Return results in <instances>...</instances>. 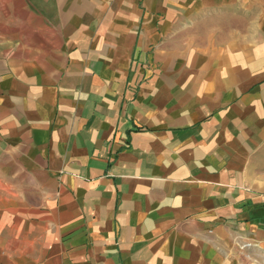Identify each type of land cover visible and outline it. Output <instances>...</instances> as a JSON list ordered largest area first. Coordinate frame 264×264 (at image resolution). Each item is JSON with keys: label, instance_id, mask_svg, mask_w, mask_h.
<instances>
[{"label": "crops", "instance_id": "crops-1", "mask_svg": "<svg viewBox=\"0 0 264 264\" xmlns=\"http://www.w3.org/2000/svg\"><path fill=\"white\" fill-rule=\"evenodd\" d=\"M0 264H264V0H0Z\"/></svg>", "mask_w": 264, "mask_h": 264}, {"label": "rangeland", "instance_id": "rangeland-1", "mask_svg": "<svg viewBox=\"0 0 264 264\" xmlns=\"http://www.w3.org/2000/svg\"><path fill=\"white\" fill-rule=\"evenodd\" d=\"M243 244V243H242ZM244 244H246V247L243 249H240V255L243 256L246 260H249L248 258V254H247V248H248V244L246 242H244Z\"/></svg>", "mask_w": 264, "mask_h": 264}, {"label": "built area", "instance_id": "built-area-1", "mask_svg": "<svg viewBox=\"0 0 264 264\" xmlns=\"http://www.w3.org/2000/svg\"><path fill=\"white\" fill-rule=\"evenodd\" d=\"M245 247H246V244H244V243L241 244V245H239V248H240V249H243V248H245Z\"/></svg>", "mask_w": 264, "mask_h": 264}]
</instances>
